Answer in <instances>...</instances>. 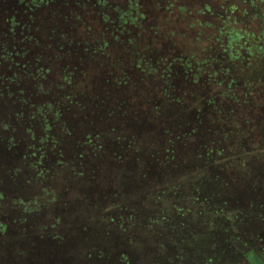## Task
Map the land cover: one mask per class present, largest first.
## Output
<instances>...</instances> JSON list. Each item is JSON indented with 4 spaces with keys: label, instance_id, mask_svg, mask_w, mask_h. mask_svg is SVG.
<instances>
[{
    "label": "trees",
    "instance_id": "16d2710c",
    "mask_svg": "<svg viewBox=\"0 0 264 264\" xmlns=\"http://www.w3.org/2000/svg\"><path fill=\"white\" fill-rule=\"evenodd\" d=\"M190 9L0 0V263H136L140 234L204 211L179 178L203 79Z\"/></svg>",
    "mask_w": 264,
    "mask_h": 264
},
{
    "label": "rangeland",
    "instance_id": "374dc122",
    "mask_svg": "<svg viewBox=\"0 0 264 264\" xmlns=\"http://www.w3.org/2000/svg\"><path fill=\"white\" fill-rule=\"evenodd\" d=\"M185 3L204 10L205 31L191 40L204 44L190 55L203 79L192 84L191 163L179 178L205 207L177 231L140 234L131 264H264V0Z\"/></svg>",
    "mask_w": 264,
    "mask_h": 264
}]
</instances>
